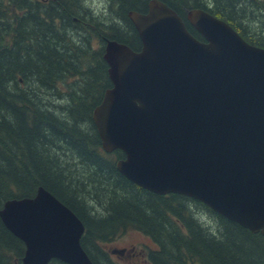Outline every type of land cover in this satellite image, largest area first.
I'll use <instances>...</instances> for the list:
<instances>
[{"label":"trees","instance_id":"1","mask_svg":"<svg viewBox=\"0 0 264 264\" xmlns=\"http://www.w3.org/2000/svg\"><path fill=\"white\" fill-rule=\"evenodd\" d=\"M107 1L118 23L108 24L82 0H0V208L45 187L84 222L81 242L94 264H109L102 243L131 229L156 244L147 251L150 264H264L261 233L198 199L140 187L117 168L123 151L103 150L93 111L112 86L105 41L140 50L128 13L147 12L150 0ZM161 1L182 16L207 10L264 47V0ZM42 95L66 104L46 105ZM24 252V242L0 218V264Z\"/></svg>","mask_w":264,"mask_h":264},{"label":"water","instance_id":"2","mask_svg":"<svg viewBox=\"0 0 264 264\" xmlns=\"http://www.w3.org/2000/svg\"><path fill=\"white\" fill-rule=\"evenodd\" d=\"M128 16L142 48L106 40L114 86L93 112L104 150L124 152L117 168L140 187L198 199L264 235V48L199 8L186 17L205 41L161 0ZM0 218L25 243L24 264H94L84 222L43 186L7 200Z\"/></svg>","mask_w":264,"mask_h":264},{"label":"rangeland","instance_id":"3","mask_svg":"<svg viewBox=\"0 0 264 264\" xmlns=\"http://www.w3.org/2000/svg\"><path fill=\"white\" fill-rule=\"evenodd\" d=\"M82 1L84 2V6L89 7L97 16L105 20L108 24L119 22L117 20L115 12L109 10V2L107 0ZM251 25L255 27L257 24L252 22ZM98 45L99 43H97L96 46ZM42 99L46 105L51 104L54 107L57 106V108L61 109L66 104V102H59L54 98H50L45 95H42ZM67 154L69 155V152H67ZM199 218L208 227L209 231H214V228H216V226H214L211 222H207V220H205L201 216ZM102 248L108 253L109 264H149L147 251L150 248L156 249L157 247L151 238L144 235L138 230L131 229L122 236H119L110 242L102 243ZM115 248L126 249L127 253H113L112 249ZM132 250L135 252V254L131 255L129 253L132 252Z\"/></svg>","mask_w":264,"mask_h":264},{"label":"flooded vegetation","instance_id":"4","mask_svg":"<svg viewBox=\"0 0 264 264\" xmlns=\"http://www.w3.org/2000/svg\"><path fill=\"white\" fill-rule=\"evenodd\" d=\"M129 254L132 255V254H135V252L132 250V252H130ZM21 262H22V257L15 256L13 262H9L8 264H21Z\"/></svg>","mask_w":264,"mask_h":264},{"label":"bare ground","instance_id":"5","mask_svg":"<svg viewBox=\"0 0 264 264\" xmlns=\"http://www.w3.org/2000/svg\"><path fill=\"white\" fill-rule=\"evenodd\" d=\"M110 48H111V50H112V52H113V54H114V51H113V49H112V47H111V44H110Z\"/></svg>","mask_w":264,"mask_h":264}]
</instances>
